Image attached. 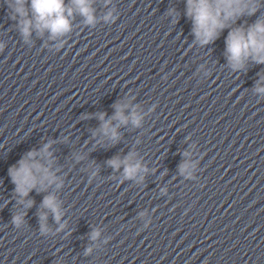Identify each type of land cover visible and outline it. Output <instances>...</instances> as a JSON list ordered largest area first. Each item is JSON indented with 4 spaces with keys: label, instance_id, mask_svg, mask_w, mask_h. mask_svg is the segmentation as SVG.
Returning <instances> with one entry per match:
<instances>
[{
    "label": "clouds",
    "instance_id": "obj_1",
    "mask_svg": "<svg viewBox=\"0 0 264 264\" xmlns=\"http://www.w3.org/2000/svg\"><path fill=\"white\" fill-rule=\"evenodd\" d=\"M110 2V0H109ZM264 6V0H186V15L192 20V32L195 42L201 46L213 43L220 34L229 29L225 38V56L228 65L233 71H239L246 67L251 60L256 64H264V15L259 16L254 23L245 26L233 27L232 25L243 16L255 15ZM7 7L11 12V19L18 21V29L26 43L30 42L33 30L40 36L45 32L49 33L50 40H58L71 31L70 17L78 13L84 18L87 25H94L96 20L92 0H71V6L65 5V0H7ZM114 19L113 13L109 11L105 16L106 22ZM64 41L60 39L57 48L62 47ZM4 45L0 44V52ZM255 92L264 94V77L257 83ZM115 113L109 119H105L106 113H99L101 121L99 132L111 143H116L120 136L118 128L127 125L129 122L139 127L143 117L135 110L125 114L129 107L127 103H116L113 105ZM113 121L117 123L114 125ZM52 143L48 142L37 151H28L19 161L9 169L11 182L15 186V194L19 197L18 203L25 209L32 207L34 201L26 199L33 190L42 192L50 186L55 185L56 189L62 187L63 181L53 171V153L50 151ZM187 156L188 153H185ZM79 161L82 156L77 155ZM107 164L114 170L123 169L122 176L125 180L144 179L141 173L147 172L140 160L136 158L135 152H129L121 158L115 156L107 161ZM190 164L186 161L181 164L179 171L182 175H191L188 172ZM96 171L91 176L95 177ZM42 211L39 213L40 232L48 234L50 229L47 225L48 214L51 213L59 228L64 229L65 225L60 223L64 212L61 203L53 193L45 195L41 204ZM25 213L16 212L12 216V224L20 228L25 223ZM100 231L94 229L90 234L91 240L99 238ZM92 251L86 250V254Z\"/></svg>",
    "mask_w": 264,
    "mask_h": 264
}]
</instances>
